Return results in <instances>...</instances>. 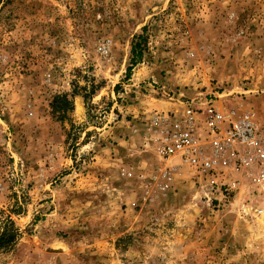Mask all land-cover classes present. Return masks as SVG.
Here are the masks:
<instances>
[{"label": "rangeland", "instance_id": "374dc122", "mask_svg": "<svg viewBox=\"0 0 264 264\" xmlns=\"http://www.w3.org/2000/svg\"><path fill=\"white\" fill-rule=\"evenodd\" d=\"M190 86L264 124V0H0V264H264V182L164 176L148 121Z\"/></svg>", "mask_w": 264, "mask_h": 264}, {"label": "built area", "instance_id": "2783aa9c", "mask_svg": "<svg viewBox=\"0 0 264 264\" xmlns=\"http://www.w3.org/2000/svg\"><path fill=\"white\" fill-rule=\"evenodd\" d=\"M108 49L104 45V53ZM147 128L161 159L179 158L167 167V178L172 170L190 168L195 183L223 198L243 184L264 182V124L254 114L219 107L214 99L205 108L189 101L182 110L154 111Z\"/></svg>", "mask_w": 264, "mask_h": 264}, {"label": "trees", "instance_id": "16d2710c", "mask_svg": "<svg viewBox=\"0 0 264 264\" xmlns=\"http://www.w3.org/2000/svg\"><path fill=\"white\" fill-rule=\"evenodd\" d=\"M141 43H134L132 45V59L131 65L127 67V77L131 75L133 67L137 63V58H141L143 54V48ZM75 95V94H74ZM62 102L65 104L66 108L72 109L73 102L67 97V95L61 96ZM55 103L53 104V106ZM4 212H0V253L11 249L16 241L21 236L19 228L16 226L14 219L10 214L3 215Z\"/></svg>", "mask_w": 264, "mask_h": 264}, {"label": "crops", "instance_id": "0c3cea01", "mask_svg": "<svg viewBox=\"0 0 264 264\" xmlns=\"http://www.w3.org/2000/svg\"><path fill=\"white\" fill-rule=\"evenodd\" d=\"M176 90L178 91L177 99L170 100L166 104H164L163 106L167 108L164 111L182 110L184 108V105L189 101H192L194 104L205 108L207 102V92L199 89V87L190 86L188 88H176Z\"/></svg>", "mask_w": 264, "mask_h": 264}, {"label": "bare ground", "instance_id": "6f19581e", "mask_svg": "<svg viewBox=\"0 0 264 264\" xmlns=\"http://www.w3.org/2000/svg\"><path fill=\"white\" fill-rule=\"evenodd\" d=\"M78 106L81 107L80 104H78Z\"/></svg>", "mask_w": 264, "mask_h": 264}]
</instances>
